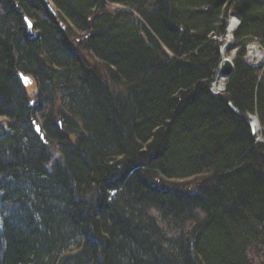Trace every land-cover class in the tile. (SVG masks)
Listing matches in <instances>:
<instances>
[{
  "label": "trees",
  "instance_id": "obj_1",
  "mask_svg": "<svg viewBox=\"0 0 264 264\" xmlns=\"http://www.w3.org/2000/svg\"><path fill=\"white\" fill-rule=\"evenodd\" d=\"M253 39L264 0H0V264H264Z\"/></svg>",
  "mask_w": 264,
  "mask_h": 264
},
{
  "label": "bare ground",
  "instance_id": "obj_2",
  "mask_svg": "<svg viewBox=\"0 0 264 264\" xmlns=\"http://www.w3.org/2000/svg\"><path fill=\"white\" fill-rule=\"evenodd\" d=\"M27 17H25L26 19ZM28 19V18H27ZM29 20V19H28ZM30 21V20H29ZM26 22V21H25ZM27 24V23H26ZM227 27H226V32H225V38L224 41L222 42V45L220 47V56H221V60L223 61L224 59H226L227 57H229V53H228V45H229V41L232 38V33L235 31V29L239 26L240 24V20L238 19L237 16L233 15L232 13L228 15L227 17ZM238 25V26H237ZM32 26V25H31ZM237 26V27H236ZM248 54H249V58L250 59H256L258 61L263 60L264 58V53L259 50L257 48L256 45H249L248 47ZM233 55V54H232ZM224 79H226V76L220 74V72L218 71L213 82H212V86L215 90H219L220 88H222V86L224 85ZM229 101V100H228ZM36 126L39 127L40 131L38 133H41V128L39 125H35V130H36ZM257 127V126H256ZM259 131V130H258ZM257 131V133H258ZM37 132V131H36ZM42 136V135H41Z\"/></svg>",
  "mask_w": 264,
  "mask_h": 264
},
{
  "label": "water",
  "instance_id": "obj_3",
  "mask_svg": "<svg viewBox=\"0 0 264 264\" xmlns=\"http://www.w3.org/2000/svg\"><path fill=\"white\" fill-rule=\"evenodd\" d=\"M25 21L28 25V28L31 29V22L27 18L25 19ZM219 40H220V38H219ZM221 44H220V47H221ZM256 46L258 49L262 48L260 44H257ZM218 68H219L220 74L226 76V78L230 77L231 74L233 73V63L229 58H226L222 61L221 56H220V63H219ZM22 80H23L24 84H27L30 81V79L27 76H22ZM228 106L232 112H234L237 116L244 119V121L249 125L251 132L253 134H257V131L260 130V127H259V123H258L256 116L243 114L240 110H238V108L235 107V105L233 104V102L231 100L228 101ZM36 131L37 132L40 131L38 126H36ZM257 137L258 138L256 141L264 142V140L261 139L260 136H257Z\"/></svg>",
  "mask_w": 264,
  "mask_h": 264
},
{
  "label": "rangeland",
  "instance_id": "obj_4",
  "mask_svg": "<svg viewBox=\"0 0 264 264\" xmlns=\"http://www.w3.org/2000/svg\"><path fill=\"white\" fill-rule=\"evenodd\" d=\"M107 9L109 10V11H114V10H116V9H119V7L118 6H116V5H112V4H108L107 5ZM229 14H231V12H229L228 13V15ZM228 15H227V17H228ZM134 19H136L137 21H140V19H139V17L137 16V15H134ZM238 26V25H237ZM236 26V27H237ZM226 27H227V24H226ZM226 30V29H225ZM224 38H225V35L224 36H222L221 38H220V40H221V43L224 41ZM257 44H260L259 43V41L256 39H253V40H251L250 42H248L247 43V45H246V54H245V57H244V59L247 61V62H249L251 65H254V66H258V65H260V64H262V63H264V58H263V60H261V61H258V60H256V59H250L249 58V54H248V47H249V45H257ZM222 45V44H221ZM262 47V46H261ZM164 49V51L166 52V53H168V51L165 49V48H163ZM219 50H220V48H219ZM259 50H261L263 53H264V48L262 47L261 49H259ZM236 52H237V48H234L233 47V37L231 38V40L229 41V45H228V53H229V57H227V58H229L231 61H232V63H233V59L235 58V56H236ZM169 54V53H168ZM233 54V55H232ZM233 68H234V65H233ZM260 74V76H262L263 77V79H264V72H260L259 73ZM229 78V77H228ZM228 78H226V79H228ZM226 79H224V85L222 86V88H220L219 90H215L214 88H213V86L212 85H210V90H211V92L213 93V94H216V95H218V94H220V93H223L224 91H225V89H226V84H227V81H226ZM30 85H33V84H30ZM31 87H33V86H30V92L28 93V95L30 96V97H32L33 95H34V93H35V91H34V89H31ZM251 116H253V115H251ZM0 120H2V118L0 117ZM259 127H260V125H259ZM259 132V131H258ZM259 134L257 133L256 134V140H257V136H258ZM260 138L261 139H263L261 136H260ZM264 140V139H263ZM191 186H194V182H192V184H190Z\"/></svg>",
  "mask_w": 264,
  "mask_h": 264
}]
</instances>
